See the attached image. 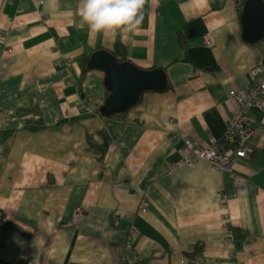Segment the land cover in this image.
<instances>
[{
    "label": "crops",
    "instance_id": "0c3cea01",
    "mask_svg": "<svg viewBox=\"0 0 264 264\" xmlns=\"http://www.w3.org/2000/svg\"><path fill=\"white\" fill-rule=\"evenodd\" d=\"M244 1L146 0L140 31L112 39L80 27V0H0V264H264V106L232 173L174 166L185 140L222 141L229 91L256 81ZM117 48L167 86L104 116L87 63Z\"/></svg>",
    "mask_w": 264,
    "mask_h": 264
},
{
    "label": "water",
    "instance_id": "95a60500",
    "mask_svg": "<svg viewBox=\"0 0 264 264\" xmlns=\"http://www.w3.org/2000/svg\"><path fill=\"white\" fill-rule=\"evenodd\" d=\"M241 24L242 37L246 42L256 43L264 38V0L244 1ZM87 67L105 72L103 84L109 93L100 107V113L104 116L123 114L144 91H159L167 86L162 68L142 69L130 61L119 62L106 50L94 51Z\"/></svg>",
    "mask_w": 264,
    "mask_h": 264
},
{
    "label": "built area",
    "instance_id": "2783aa9c",
    "mask_svg": "<svg viewBox=\"0 0 264 264\" xmlns=\"http://www.w3.org/2000/svg\"><path fill=\"white\" fill-rule=\"evenodd\" d=\"M39 2L43 3V0H39ZM203 40L208 46L216 44L211 33L203 35ZM252 73L256 77V81L246 98L238 95L234 90L229 91V94L236 98L238 108L233 110L227 122L222 141L207 147H200L193 141L185 140V155L174 166L191 167L195 161L202 159L207 161L215 171L232 173L235 159L244 157L253 151V147L248 143L249 138L254 134L249 125L248 113L253 107L264 106V56L259 57ZM142 210L145 211L146 208H142ZM3 219L0 214V222Z\"/></svg>",
    "mask_w": 264,
    "mask_h": 264
},
{
    "label": "clouds",
    "instance_id": "9594fccd",
    "mask_svg": "<svg viewBox=\"0 0 264 264\" xmlns=\"http://www.w3.org/2000/svg\"><path fill=\"white\" fill-rule=\"evenodd\" d=\"M146 0H80V27L93 36L115 39L140 31Z\"/></svg>",
    "mask_w": 264,
    "mask_h": 264
},
{
    "label": "trees",
    "instance_id": "16d2710c",
    "mask_svg": "<svg viewBox=\"0 0 264 264\" xmlns=\"http://www.w3.org/2000/svg\"><path fill=\"white\" fill-rule=\"evenodd\" d=\"M259 42H261L263 44V47H262V51H263L264 50V38L261 39ZM114 55L121 62L126 60V56L124 55V52H123V50L121 48H117L115 50V54Z\"/></svg>",
    "mask_w": 264,
    "mask_h": 264
},
{
    "label": "bare ground",
    "instance_id": "6f19581e",
    "mask_svg": "<svg viewBox=\"0 0 264 264\" xmlns=\"http://www.w3.org/2000/svg\"><path fill=\"white\" fill-rule=\"evenodd\" d=\"M245 157V156H244ZM243 158V157H242Z\"/></svg>",
    "mask_w": 264,
    "mask_h": 264
},
{
    "label": "rangeland",
    "instance_id": "374dc122",
    "mask_svg": "<svg viewBox=\"0 0 264 264\" xmlns=\"http://www.w3.org/2000/svg\"><path fill=\"white\" fill-rule=\"evenodd\" d=\"M202 160V159H201Z\"/></svg>",
    "mask_w": 264,
    "mask_h": 264
}]
</instances>
